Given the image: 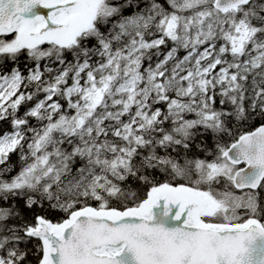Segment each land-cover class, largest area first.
Instances as JSON below:
<instances>
[{
	"label": "snow or ice",
	"instance_id": "snow-or-ice-1",
	"mask_svg": "<svg viewBox=\"0 0 264 264\" xmlns=\"http://www.w3.org/2000/svg\"><path fill=\"white\" fill-rule=\"evenodd\" d=\"M0 264H264V0H0Z\"/></svg>",
	"mask_w": 264,
	"mask_h": 264
}]
</instances>
